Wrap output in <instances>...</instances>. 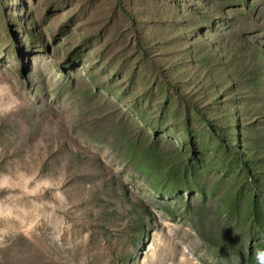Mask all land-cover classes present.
Instances as JSON below:
<instances>
[{
	"label": "rangeland",
	"instance_id": "1",
	"mask_svg": "<svg viewBox=\"0 0 264 264\" xmlns=\"http://www.w3.org/2000/svg\"><path fill=\"white\" fill-rule=\"evenodd\" d=\"M261 248L264 0H0V264Z\"/></svg>",
	"mask_w": 264,
	"mask_h": 264
},
{
	"label": "clouds",
	"instance_id": "2",
	"mask_svg": "<svg viewBox=\"0 0 264 264\" xmlns=\"http://www.w3.org/2000/svg\"><path fill=\"white\" fill-rule=\"evenodd\" d=\"M256 264H264V248L256 250L254 253Z\"/></svg>",
	"mask_w": 264,
	"mask_h": 264
},
{
	"label": "trees",
	"instance_id": "3",
	"mask_svg": "<svg viewBox=\"0 0 264 264\" xmlns=\"http://www.w3.org/2000/svg\"><path fill=\"white\" fill-rule=\"evenodd\" d=\"M206 123H208L207 121H206ZM259 214H260V211L256 208L255 210H254V215H255V218H256V223H257V225L258 226H260V224H259V222H258V219H259Z\"/></svg>",
	"mask_w": 264,
	"mask_h": 264
}]
</instances>
